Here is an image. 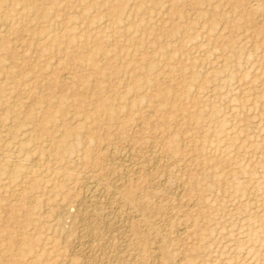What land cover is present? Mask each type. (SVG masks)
<instances>
[{"label": "rangeland", "instance_id": "374dc122", "mask_svg": "<svg viewBox=\"0 0 264 264\" xmlns=\"http://www.w3.org/2000/svg\"><path fill=\"white\" fill-rule=\"evenodd\" d=\"M0 264H264V0H0Z\"/></svg>", "mask_w": 264, "mask_h": 264}, {"label": "bare ground", "instance_id": "6f19581e", "mask_svg": "<svg viewBox=\"0 0 264 264\" xmlns=\"http://www.w3.org/2000/svg\"><path fill=\"white\" fill-rule=\"evenodd\" d=\"M66 76V75H65ZM69 76V75H68ZM115 150V149H114ZM151 153V152H150ZM114 165V164H113ZM116 165V164H115ZM130 165V164H129ZM114 180V179H113ZM86 185V184H85ZM92 188V187H91ZM90 188V189H91ZM92 190V189H91ZM91 190H90V192H91ZM99 191V190H98ZM93 192V191H92ZM92 196H93V194H92ZM112 197V196H111ZM94 199H95V197H94ZM94 205V204H93ZM99 207V206H98ZM96 208V207H95ZM84 210V209H83ZM83 218V217H82ZM110 218V217H109ZM112 219V218H111ZM85 222V221H84ZM107 222V221H106ZM107 224V223H106ZM87 225V224H86ZM113 225V224H112ZM93 232V231H92ZM182 234V233H181ZM90 237V236H89ZM80 241V240H79ZM76 249V248H75Z\"/></svg>", "mask_w": 264, "mask_h": 264}]
</instances>
